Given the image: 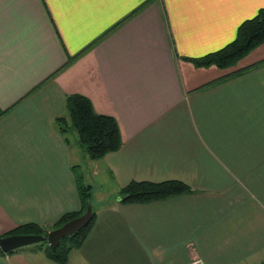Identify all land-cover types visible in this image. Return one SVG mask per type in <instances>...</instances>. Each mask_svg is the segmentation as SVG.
<instances>
[{
    "label": "crops",
    "instance_id": "1",
    "mask_svg": "<svg viewBox=\"0 0 264 264\" xmlns=\"http://www.w3.org/2000/svg\"><path fill=\"white\" fill-rule=\"evenodd\" d=\"M261 7L264 0H0V237L25 223L50 230L79 210L75 164L95 211L65 262L30 244L1 254L0 264L263 261L264 42L225 68L187 59L223 47ZM72 93L116 118L117 150L91 159L74 131L61 130L56 118ZM169 179L191 190L122 199L132 180Z\"/></svg>",
    "mask_w": 264,
    "mask_h": 264
},
{
    "label": "trees",
    "instance_id": "2",
    "mask_svg": "<svg viewBox=\"0 0 264 264\" xmlns=\"http://www.w3.org/2000/svg\"><path fill=\"white\" fill-rule=\"evenodd\" d=\"M264 42V7L257 13L244 19L238 26L236 36L223 47L197 57H187L197 66L215 64L225 68L235 64L240 58L253 48ZM74 56L69 57V64ZM66 115L56 119L62 131L74 130L80 146L85 154L92 159L101 158L108 152L117 150L122 145V135L116 118L112 115L99 113L95 110L89 97L72 93L66 96ZM81 200V208L77 211L65 213L58 222L52 225L57 227L65 221L84 213L88 204H92V186L86 180L81 164L72 166ZM191 188L181 180L169 179L161 182L148 180H132L121 188L123 201L145 202L156 198L167 197L176 193L190 191ZM93 207V206H92ZM95 211L89 223L80 230L61 238L56 249H51L47 240L35 243L38 248L44 249L47 254L58 262H65L72 248L78 247L88 234L93 223ZM49 230L37 223H25L16 226L13 233H38L46 235ZM1 253H7L1 250Z\"/></svg>",
    "mask_w": 264,
    "mask_h": 264
},
{
    "label": "water",
    "instance_id": "3",
    "mask_svg": "<svg viewBox=\"0 0 264 264\" xmlns=\"http://www.w3.org/2000/svg\"><path fill=\"white\" fill-rule=\"evenodd\" d=\"M93 215L92 204H88L84 213L75 216L61 225L50 229L46 235L38 233H13L0 237V249L4 252H11L17 248L35 244L47 240L51 249H56L61 238L72 234L86 226Z\"/></svg>",
    "mask_w": 264,
    "mask_h": 264
},
{
    "label": "built area",
    "instance_id": "4",
    "mask_svg": "<svg viewBox=\"0 0 264 264\" xmlns=\"http://www.w3.org/2000/svg\"><path fill=\"white\" fill-rule=\"evenodd\" d=\"M185 264H206V263L201 258H194V259L190 260L189 262H187ZM257 264H264V260L259 262V263H257Z\"/></svg>",
    "mask_w": 264,
    "mask_h": 264
},
{
    "label": "rangeland",
    "instance_id": "5",
    "mask_svg": "<svg viewBox=\"0 0 264 264\" xmlns=\"http://www.w3.org/2000/svg\"><path fill=\"white\" fill-rule=\"evenodd\" d=\"M72 131H74V130H72ZM74 132H75V131H74ZM75 134H76V133H75ZM76 138H78V137L76 136ZM89 158H90V157H89ZM91 159H92V158H91ZM97 159H99V158H97ZM92 162H93V161H92ZM99 162H101V160H99ZM104 174H105V173H104ZM106 176H107V175H106ZM94 179L97 180L98 183H99V180H98L97 178L94 177ZM86 180H87V179H86ZM106 181H108V182L110 181V179L108 178V176L106 177ZM106 185H107V184H106ZM98 187H99V188H102V187L99 186V185H98ZM97 193H98V192L96 191L95 194H97ZM97 195H98V194H97ZM97 195H96V196H97ZM1 254H2V253H1V251H0V256H1Z\"/></svg>",
    "mask_w": 264,
    "mask_h": 264
}]
</instances>
